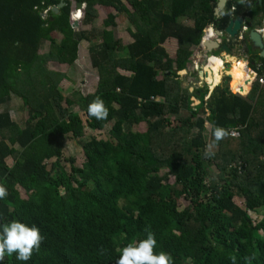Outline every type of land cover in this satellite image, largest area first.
I'll use <instances>...</instances> for the list:
<instances>
[{"label":"trees","instance_id":"1","mask_svg":"<svg viewBox=\"0 0 264 264\" xmlns=\"http://www.w3.org/2000/svg\"><path fill=\"white\" fill-rule=\"evenodd\" d=\"M75 2L85 5L84 27L98 19L96 7L106 13L101 43L93 44L96 30L77 33L72 28L70 0L58 14L51 10L61 0H0V108L13 96L28 113L25 128L10 112L0 113V183L8 188V196L0 200V225L13 220L35 224L44 236L31 260L21 262L12 255L0 264H115L119 249L146 238V228L155 233L156 251L171 254L175 264H232L233 256L236 264H246V256L256 257L253 264H264V114L255 101V94L263 100L264 89L253 87L246 98L227 97L224 89H215L207 101L208 91H199L203 105L198 108L191 101L194 94L184 93L176 82L207 28H224L232 5L243 11L235 17L246 16L250 9L241 0H230L216 19L218 0ZM254 6L252 15L264 19V0ZM121 18L135 30L124 58L117 56L125 50L114 33ZM182 18L193 20V27L181 24ZM169 39L178 43L175 59L163 48ZM84 41L92 44L97 90L65 98L59 87L67 76L49 65L74 67ZM45 44L49 52L41 56ZM248 46L255 51L244 35L240 47L246 55ZM255 52L250 62H260L263 76L264 59ZM213 61L205 67L211 85L222 70V63ZM241 70L231 86L240 85L244 64ZM252 79L249 74L246 81ZM249 84L237 94L246 95ZM96 96L108 107L105 120L87 114ZM75 107L91 131L111 128L108 138H92L81 146L85 162L77 168L71 160L68 172L62 166L66 140L85 134ZM206 123L238 134L220 141L211 158L204 155L208 131L213 140ZM142 124L147 128L139 130ZM210 167L218 175L212 176ZM162 170L168 174L160 176ZM234 197L243 199L244 208ZM181 200L189 205L181 209ZM251 211L260 212L261 220L252 219Z\"/></svg>","mask_w":264,"mask_h":264},{"label":"rangeland","instance_id":"2","mask_svg":"<svg viewBox=\"0 0 264 264\" xmlns=\"http://www.w3.org/2000/svg\"><path fill=\"white\" fill-rule=\"evenodd\" d=\"M52 11V10H51ZM122 19V18H121ZM253 19H256L254 21V23H258V21L261 20L260 17L256 18L253 17ZM100 21L95 22L92 26L93 30H96L97 32H101L104 28H103V24L102 19H99ZM181 23L187 27H193L194 25V21L193 20H181ZM77 33H80L82 31V29L84 28H75ZM74 29V30H75ZM117 29V28H116ZM207 30H212V28H208ZM205 30V35H206V31ZM133 31L135 32V30L132 28V26L129 24V22L126 20V18H123L122 21H120V27L117 29V38H120L121 41L127 45L128 42H131L133 39L130 35V32ZM89 33V32H87ZM127 33L129 35H127ZM131 37V38H130ZM211 38V37H209ZM101 42V39L99 38L98 40H96L93 44H99ZM92 46V44H91ZM90 48V47H89ZM165 50L167 51V53L173 57L174 52H176L177 50V42L175 40H169L165 46H164ZM247 55L245 54V51L243 49V47L238 48V52L237 55L241 56L243 58H247L249 56H254L256 54V52L251 51L250 50V46H248L247 48ZM170 50H172V52H170ZM49 52L48 50V45L46 44L45 50L42 51L40 53V55H45ZM193 52V56L195 57L194 61H190L188 68L186 70L185 73H178V79L176 80L177 83H180L181 89L183 90L184 93H186L187 91H192L196 92V88L198 86H201L200 83L201 81L199 80L198 76L194 73V68H195V63L198 61L199 65L202 66H206V64H209L208 62L206 63V59H205V52L202 50L201 47L198 48H193L192 49ZM88 53V54H87ZM85 54V55H84ZM201 55L202 59L198 60L197 57ZM126 56L125 55H118V58H124ZM222 57H224L223 55H221ZM238 60H241L239 58H237ZM222 60V59H221ZM242 63V62H241ZM236 64H238V62H236ZM91 63L89 60V51L86 50V48L82 45V49H81V57H80V61L78 66L76 67H62L58 64L55 63H51L49 65V68L51 71L56 72V73H61V74H65L66 76H68L69 80L65 81L62 83V87L59 88L62 91V95L65 98H76L74 97L75 94L80 93L82 96L86 97L89 96L90 94H92L95 89H96V84L98 82V72L91 68ZM211 72V71H210ZM229 73H227V76H229ZM221 75V74H220ZM226 75H224V77L222 78V80L220 79V76L217 78V81L220 82L221 80V86L225 85V83H228L229 79L227 78ZM230 77V76H229ZM162 78V77H161ZM245 78H246V73L245 71L243 72V76H242V80L240 82V85H236V86H231L233 84H235V81H233V78L230 77V82H229V86L230 89L233 93H235L234 96H239V93L243 88L245 89ZM247 86V85H246ZM253 86H261L259 85L258 81H256L254 83ZM203 87V86H201ZM249 87V86H248ZM260 89H264V87H259ZM195 90V91H194ZM201 90V89H200ZM250 90V89H249ZM249 92V91H248ZM211 93V92H210ZM241 95V93H240ZM197 96V93L194 94V96L192 97L193 99H195ZM189 97V94H188ZM241 98H245V95H241L239 96ZM198 101L201 102L200 99H197ZM196 100V102L193 104V106H197L199 105V102ZM162 102H164V100H161ZM192 101V100H191ZM255 101L257 105H261L263 114H264V98L263 100L259 99V95L255 94ZM23 103L21 100H19L16 97L12 96V100L11 102L6 106V107H2L0 108V113L4 112L5 110L10 112L11 118L14 122H16L18 125H20L22 128H25L26 125V121L28 120V113H27V109L23 108ZM74 113H77L80 115L84 125H85V134L84 137L80 140H73L71 137L69 139L66 140L65 143V150H64V154H63V158H62V166L68 171L70 172V168H71V160H73L75 162V167L77 168H82V165L85 162V158L82 152V145L88 141H90L92 138H98V139H106L109 136V131H110V126L107 127L104 132L99 133V132H93L90 129H88V127L86 126V120L87 118L85 117L84 113L81 112V110L78 107H75L72 109ZM188 115V113H183V115L180 118H186ZM264 116V115H263ZM170 119L172 121H175L176 118L175 117H170ZM176 123V122H175ZM140 127V129H139ZM134 128V131L136 130H144L146 129V125H140ZM208 129V128H207ZM205 135H208V133H206ZM191 140L190 138H187L186 141ZM54 162V161H53ZM7 163L9 166L13 165V161L11 159L7 160ZM52 167V162L48 163V168L51 169ZM210 173L212 176H216L218 175L217 171L213 168L210 167ZM168 174V170H162L160 173V176H164ZM169 182L170 183H174L175 179L174 177H170L169 178ZM24 194V193H23ZM25 195V194H24ZM234 202L244 208L243 205V199L241 197H234ZM189 205V202L186 200H181L180 202V208L183 209L185 207H187ZM250 216L252 217V219L259 221L261 218V213L260 212H250L249 213Z\"/></svg>","mask_w":264,"mask_h":264},{"label":"clouds","instance_id":"3","mask_svg":"<svg viewBox=\"0 0 264 264\" xmlns=\"http://www.w3.org/2000/svg\"><path fill=\"white\" fill-rule=\"evenodd\" d=\"M78 12H80L83 17L82 11H78ZM78 12L76 13V15L74 14L71 15V19L73 22L82 20V18H78L79 17ZM247 29H249L247 25L243 24L240 27V29L237 31V33H242L243 35H246ZM263 34H264V29L262 30L261 35ZM205 38H206V35L204 31V36L202 38V41L199 47L206 48L205 46H203V43L204 41H209V40H205ZM195 48H198V47H195ZM203 51L205 52V50ZM223 56L231 57V55H227V54H223ZM224 57H222V59H224ZM197 59H202V56L199 55ZM194 60H195V57L192 56L190 61H194ZM243 60L248 63L249 69L253 68L256 65V63L250 62L249 57L247 58L245 57L243 58ZM227 67L228 66H226L225 68L226 76H227V71H228ZM258 69L256 68V76L253 78V80L249 84L250 90H248L249 91L247 92L248 94L251 92L252 88L254 87L253 86L254 83L256 81H259V78L261 77L264 78V75L261 76V74H259ZM195 71L196 69L194 68V72ZM185 72L186 71L180 72V74L185 73ZM205 77H208L207 73L205 74ZM223 77L224 75L222 73L221 80ZM227 78L229 79L230 77L227 76ZM225 84H229V83H225ZM244 84H246V81ZM259 85L262 86L264 85V83L263 84L259 83ZM192 94H194V92ZM239 96L241 95L239 94ZM193 100H194L193 103H195L197 99L195 98ZM87 114L89 117H94L97 120H105L107 119L109 115V110L105 104V101L100 96H96L89 103L87 107ZM206 127H209L212 129V135H213L212 142L206 146V150L204 153L206 158H211L212 156L215 155L214 149L217 148L220 141L228 138L230 135L231 136L237 135V133L234 130L230 131L229 129L216 126L211 123H206ZM7 196H8V188L6 184L0 183V200L5 199ZM145 233H146V238L129 242L126 244V246H123L122 248L119 249L120 254L115 264H175V261L173 257L171 256V254L165 251H162V250L159 252L156 251L157 239H156L155 233L152 232L148 228L145 229ZM43 241H44V236L41 232V229L35 224L28 225L18 220H13L11 222L4 223L0 225V262L4 261L6 256H12V255H15V258L18 261L27 262L31 260L35 252L39 251L40 246L43 243ZM104 251L105 250L101 249V254H103ZM243 259L245 260L246 264H253V261L256 259V257L246 256ZM232 264H236L235 256L232 257Z\"/></svg>","mask_w":264,"mask_h":264},{"label":"flooded vegetation","instance_id":"4","mask_svg":"<svg viewBox=\"0 0 264 264\" xmlns=\"http://www.w3.org/2000/svg\"><path fill=\"white\" fill-rule=\"evenodd\" d=\"M229 1L230 0H228V2ZM231 1H232L231 3H233V1H236V0H231ZM241 2H242V4L243 3L245 4V8L246 9H250V12H248V14H246V16H244V17H235V15L237 14L236 12H243V11H240V10L236 9V5H232L231 8H230V13H229L230 17L228 19L229 20L228 21V24L224 28H223V26H221L220 30H215V29H213L211 27L212 28V35H213V37H212V39H209V41H212L213 43H216L218 45V48L212 50V52H208V50L206 48H202L203 50H205L206 63L207 62L209 63V61L211 59H215V60L221 61V59H222V56L221 55L225 54V51H223L222 48H226L229 51V54H227V55H231L234 52H236V53L238 52V48H240V41L244 38V35L242 33H237L234 38H231L230 36H228L226 34V29H227V27L229 25V22L231 20L232 21H235V19L240 18L242 20L241 26L243 24L247 25V27L249 29H247L246 36L248 37V40L249 41H250V39H249L250 32L254 31V32H257L258 33L257 28L254 26V24H255L254 21L256 19H253V17H255V16L252 15L253 11H255V6L254 5L256 3L258 4V0H257L256 3L255 2H251L249 0H241ZM258 5H260V4H258ZM225 10H226V8H225ZM219 18H221V15H220ZM259 35H260L261 38L263 37L261 34H259ZM198 60H201V59H198ZM228 63L231 64L230 70H229V72H230L229 73V76L231 78L237 77L242 72L241 66L243 65V63L239 62L238 64H236V61L233 60V59H231V61H229ZM197 66H198V70H196L194 73L198 76L199 80L201 81L200 85L203 86V87H201V86L197 87L196 88L197 91L194 92V94L197 93V96H195V97H196V99H199V97L201 96V94L198 93V92L199 91H202V93H204L207 90L208 93H209L208 96L205 99L207 101L209 99L210 95H211L210 92H212V89L215 88L216 86L212 88L211 85L206 81V78L207 77H205V74L206 73L204 71V68L207 67L208 64H206V66H202L201 67L199 65L198 61H197L196 65H195V69H196ZM200 72L203 73L202 76H199V73ZM220 77H221V75H220ZM215 80L217 82V79H215ZM225 92L228 93V94L230 93V92H228L227 89H225ZM198 102H199V105L194 106V107L201 108V106L203 105V103L200 102V101H198ZM205 117H207V115Z\"/></svg>","mask_w":264,"mask_h":264},{"label":"crops","instance_id":"5","mask_svg":"<svg viewBox=\"0 0 264 264\" xmlns=\"http://www.w3.org/2000/svg\"><path fill=\"white\" fill-rule=\"evenodd\" d=\"M71 2H72V14L71 15H76V13L78 12V11H74V8H75V4H76V2H75V0H70ZM84 10H85V5L83 6V16H84ZM96 10L98 11V13H99V17H98V19L96 20V22L97 21H100L99 19H102V24H103V22L106 20V18H107V16H106V13L104 12V10L102 9V8H100V7H96ZM46 13V12H45ZM48 13V12H47ZM254 16L256 17V18H258V17H260L261 18V15L258 13V14H254ZM123 19V18H122ZM122 19H119L118 21H117V29L120 27V21H122ZM182 19H184V20H190V19H187V18H182ZM181 19V20H182ZM76 20H78V19H76ZM82 20H83V17H82ZM82 20L81 21H76V22H78L79 23V25L77 26V27H79V28H84V29H82V31H85V32H89V33H91L92 34V32H94V30H93V27L94 26H87V27H84V26H82ZM181 20H180V23H181ZM71 22H73L72 21V19H71ZM182 24V23H181ZM254 26L257 28V30H258V33L259 34H262V30L264 29V21H263V19L261 18V20L260 21H258V23H255L254 24ZM103 28H104V26H103ZM117 29H115L114 30V33H115V36H116V38H117ZM104 30V29H103ZM102 30V31H103ZM75 31H76V29H75ZM101 31V32H102ZM212 31V30H211ZM101 32H97V33H95L94 34V36H96L98 39H99V37H100V33ZM127 35H129L128 33H127ZM212 37H213V35H212ZM131 38V37H130ZM118 40H121L120 38H117ZM209 39H212V38H209ZM169 40H174V39H169ZM168 40V41H169ZM93 41H94V39H93ZM167 41V42H168ZM176 41V40H175ZM133 42H134V40H132L131 42H128V44L127 45H125L123 42H122V44H123V49L125 50V51H122V52H120V53H118L117 54V56L118 55H125L126 54V56L128 55V53H127V48H128V46H130L131 44H133ZM166 42V43H167ZM177 42V41H176ZM101 43V42H100ZM165 43V44H166ZM48 45V50H49V44H47ZM82 45L86 48V50L87 51H89L90 50V48L89 47H91V44L90 43H88V42H82L81 44H80V46H79V53H78V61L76 62V64H75V66L74 67H76V66H78V64H79V61H80V57H81V49H82ZM164 46L165 45H163V48H164ZM45 47H46V44L43 46V49H42V51H44L45 50ZM165 49V48H164ZM177 50H178V43H177ZM177 50H176V52H174V54H173V57L172 56H170L168 53V55L170 56V58H172V59H175L176 58V53H177ZM41 51V52H42ZM255 51H257V50H255ZM40 52V53H41ZM167 52V51H166ZM170 52H172V50H170ZM235 53V54H234ZM233 54H231V57H224V59H222L221 60V62L220 63H222V69L223 70H220V73H219V75L220 74H222L223 73V75H225V71H226V66H231V64L230 63H228L229 61H231V59H233V60H235L236 62H242L243 64H244V67H245V73H246V77L248 78L249 77V74H251V75H253V78L256 76V68L258 69V68H260V66L259 65H261L260 64V62H258L257 60H254V61H257L256 62V65L253 67V68H251V69H249V65H248V63L247 62H245L244 60H243V57H241V56H238L237 55V53L236 52H234ZM88 54V53H87ZM85 55V54H84ZM125 56V57H126ZM255 56V55H254ZM258 57H259V51H258ZM237 58H239V59H241V60H238ZM89 60H90V55H89ZM253 61V62H254ZM90 63H91V60H90ZM59 65V64H58ZM60 66H62V67H64L65 65H60ZM65 67H67V66H65ZM91 68H92V65L90 66ZM97 71V70H96ZM204 71H205V73H207L208 74V72H206V70H205V68H204ZM118 73L120 74V75H122V76H125V77H130L131 76V73H128V72H125V71H122V70H118ZM210 73V72H209ZM218 75V76H219ZM97 78H98V82H99V74L97 75ZM261 78H263V77H261ZM220 79H221V77H220ZM67 80H69V78H68V76H67ZM67 80H65V81H67ZM253 80V79H252ZM65 81H63V82H65ZM206 81H208V77L206 78ZM229 82H230V78H229V80H228ZM62 82V83H63ZM98 82H97V84H96V89H95V91L92 93V94H90V95H93V94H95V92H96V90H97V86H98ZM228 82V83H229ZM248 82H251V81H246V84H248ZM62 83H61V85H60V87L59 88H61L63 85H62ZM197 87H199L198 85H196ZM254 87H257L258 89H260L259 87H264V85H262V86H254ZM221 88H223L224 90L225 89H227L228 90V92H230L229 94L228 93H226L225 92V95L228 97L229 95H235V93H233L232 91H231V89H230V86H229V84H226V85H223V86H221V83H219L218 85H217V87L215 88V89H221ZM215 89H212V92H211V95H210V97H212V93H213V91L215 90ZM255 89V88H254ZM253 89V90H254ZM61 91V90H60ZM61 93H62V91H61ZM193 92H192V89H191V91H190V94H192ZM249 94L247 93L246 94V97L248 96ZM245 97V98H246ZM259 97H260V95H259ZM161 100H164L163 98H157L156 99V102H158V103H164L165 102V100H164V102H162ZM191 100H192V102H194V100H193V98L191 97ZM196 102V101H195ZM86 117V116H85ZM208 133V135H205V138L207 139V142L208 143H210V141H211V133H210V131H208L207 132Z\"/></svg>","mask_w":264,"mask_h":264},{"label":"water","instance_id":"6","mask_svg":"<svg viewBox=\"0 0 264 264\" xmlns=\"http://www.w3.org/2000/svg\"><path fill=\"white\" fill-rule=\"evenodd\" d=\"M60 1V0H57ZM228 0H218L216 8L214 10V16L215 18H219L220 15L224 12L226 8ZM258 4H261V0H258ZM83 4L81 3H76L74 11H82L83 14ZM65 7V0H61V3L58 7L53 8L52 12L55 14H58L60 9ZM47 17V13H42V18L45 19ZM242 24V20L240 18L235 19V21H230L229 25L226 29V34L230 36L231 38H234L236 36L237 31L240 29ZM79 25L78 22H73L72 28L75 29ZM263 37L261 38L260 35L257 32H250L249 39L250 43L252 44V48L254 50L259 51V58L264 59V34L262 35ZM203 46L206 47L208 52H212V50L217 49L218 45L216 43H213L212 41H204ZM223 51H225V54H229V51L226 48H222ZM230 67H227V70H229ZM203 73L200 72L199 76H202ZM207 76V75H206ZM226 85V84H225Z\"/></svg>","mask_w":264,"mask_h":264},{"label":"bare ground","instance_id":"7","mask_svg":"<svg viewBox=\"0 0 264 264\" xmlns=\"http://www.w3.org/2000/svg\"><path fill=\"white\" fill-rule=\"evenodd\" d=\"M79 14V17L78 18H82V15H81V13L79 12L78 13ZM209 35H210V30H207L206 31V38H205V40H209ZM217 62H221V61H219V60H215L214 59V61H213V63H217ZM212 65H214V64H212ZM230 70V69H229ZM229 70L227 71V72H229ZM210 72V71H209ZM212 72V71H211ZM220 73V72H219ZM219 75V74H218ZM217 75V78L220 76H218ZM246 79H247V77L245 78V81H246ZM208 82V81H207ZM209 83V82H208ZM210 85H211V83H209ZM219 84V82L217 81V84H213V85H211V87L213 88V87H215V86H217Z\"/></svg>","mask_w":264,"mask_h":264},{"label":"built area","instance_id":"8","mask_svg":"<svg viewBox=\"0 0 264 264\" xmlns=\"http://www.w3.org/2000/svg\"><path fill=\"white\" fill-rule=\"evenodd\" d=\"M245 30V29H244ZM196 70H198V66L196 67ZM260 84H263L264 83V78H259V81H258ZM235 132H236V130H234ZM231 136V135H230ZM238 136V134L237 135H235V136H231L232 138H236Z\"/></svg>","mask_w":264,"mask_h":264}]
</instances>
